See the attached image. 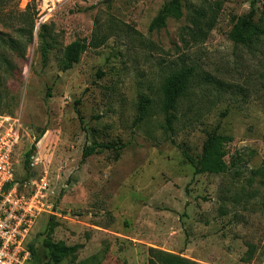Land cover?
Listing matches in <instances>:
<instances>
[{"label":"rangeland","instance_id":"obj_1","mask_svg":"<svg viewBox=\"0 0 264 264\" xmlns=\"http://www.w3.org/2000/svg\"><path fill=\"white\" fill-rule=\"evenodd\" d=\"M174 1L182 15L151 31ZM251 9L260 24L264 0H0V114L23 127L15 177L47 174L59 212L38 219L30 264H55L47 238L74 248L57 264H148L149 248L264 264V39L230 37ZM75 42L87 50L70 64ZM182 66L197 75L168 131L162 85ZM212 134L228 138L229 169L196 173L187 156ZM94 144L107 147L84 159Z\"/></svg>","mask_w":264,"mask_h":264},{"label":"trees","instance_id":"obj_2","mask_svg":"<svg viewBox=\"0 0 264 264\" xmlns=\"http://www.w3.org/2000/svg\"><path fill=\"white\" fill-rule=\"evenodd\" d=\"M181 15V6L177 1L167 4L152 21L150 30L158 31L166 26V22L169 17L178 18ZM254 15L255 9H251L249 14L241 20L240 28H237L231 34V39L237 44L250 47L256 44L260 38L264 39V10L260 24L254 22ZM86 50V44H82L81 42L73 43L67 49L66 58L68 62L70 64L74 63L78 59L79 55ZM196 75V66H182L179 69L171 71L164 79L161 92V109L165 116V127L168 131L174 130V121L176 117L175 111L177 109V105L180 100L188 94ZM227 141V137L212 134L204 144L202 157L197 163L191 157L187 156L189 162L195 166L196 173L209 172L220 174L229 169L227 162L224 160L226 152H223L221 149V146H223ZM105 147L107 146L102 144L87 146L83 152V158L86 159L87 157L98 153L100 148ZM34 150L35 145L32 146V148L25 154L24 168L28 174L31 173L32 155ZM52 219H54V217H51V220ZM44 246L47 248L48 253L52 256L55 264L60 263V260L63 257L74 253V248H68L60 243L55 244L50 238H47L44 241ZM29 248L31 249L32 255L35 256L36 250L34 248V244L30 243ZM148 251V264H199L180 255L167 253L155 248H149Z\"/></svg>","mask_w":264,"mask_h":264},{"label":"built area","instance_id":"obj_3","mask_svg":"<svg viewBox=\"0 0 264 264\" xmlns=\"http://www.w3.org/2000/svg\"><path fill=\"white\" fill-rule=\"evenodd\" d=\"M22 131L18 119L0 114V264H30L29 244L38 219L59 213L47 174L30 183L15 177L14 155Z\"/></svg>","mask_w":264,"mask_h":264}]
</instances>
